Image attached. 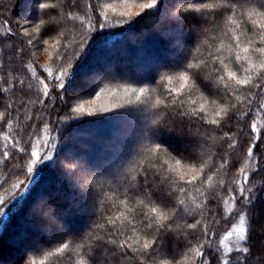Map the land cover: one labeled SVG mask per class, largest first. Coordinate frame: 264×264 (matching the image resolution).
I'll use <instances>...</instances> for the list:
<instances>
[{"label":"trees","instance_id":"16d2710c","mask_svg":"<svg viewBox=\"0 0 264 264\" xmlns=\"http://www.w3.org/2000/svg\"><path fill=\"white\" fill-rule=\"evenodd\" d=\"M25 1L0 0V61L4 64L0 74H7L5 80L15 85L0 96V111H6L7 117L0 122V200L7 202L0 208V213L5 214L0 215V264H92L90 258L95 264H148L138 259L140 252L136 251L152 238L142 225L146 218H151L155 226L172 224L176 229L165 233L161 228L156 233L163 237L157 264H201L194 251L197 248L205 253L208 264L213 253L224 257L231 249L232 256L238 255L237 245L250 248L247 256L241 257L244 264H264V171L256 174V169L264 165V143L259 142L264 141V125L257 118L260 113L264 115V110L260 111L264 103V72L259 69L256 56L252 63L257 67L248 73L243 68L249 64L234 59L244 55L242 48L248 40L259 39L249 31L250 25L246 27L242 18L236 16L240 28L225 25L219 18L215 24L186 21L179 28L168 19L175 11L174 0H161L156 9L139 11L141 15L128 23V17L103 6L107 1L122 0H80L78 7L69 6L68 0H29V11L23 9ZM39 2L57 4L59 14L54 19L58 25L47 23L50 17L46 13L51 10L39 8ZM245 9L260 10L253 4L245 5ZM253 19L264 22V16ZM97 21L104 25L103 29L97 30ZM25 25L37 26L36 42H53L52 56L46 61L39 60L34 43L28 44ZM90 25L93 31L88 30ZM9 27L11 33L3 35ZM52 27H58L63 34L56 38L57 42L53 41L55 33L49 31ZM187 34L193 38L183 55ZM234 35L240 37V48L233 42ZM83 36L88 37L86 46L76 51ZM65 52V84L70 80L68 93L61 98L56 94V78L59 57ZM216 57L227 64L225 75L235 71L238 79L251 77L249 86L239 87L228 81L226 97L224 93L214 94L213 89L199 81L196 88L191 87L192 80L185 85L181 76L186 63ZM154 62L158 64L153 65ZM105 68L113 73L87 79L81 89L73 91L78 77L101 74ZM124 71L129 73L125 75ZM258 79L260 88L253 86ZM0 87L9 84L0 82ZM181 88L185 91L181 113L198 111L203 106L206 119L219 120L216 113L222 108H229L230 116L234 114L231 120L225 118L227 126L225 120L219 125H204L216 130L201 133L200 148L208 164L200 175L221 155L225 167L211 173L210 183L190 186L187 195L184 188L189 186L185 182L196 175L200 165L194 171L180 154L193 150L197 139L194 133L200 125L190 124L187 115H175V107L164 110L170 99L168 91ZM140 89L145 90L143 94ZM112 91L120 94L113 108L98 107L78 114L64 103L76 94L72 99L75 108L76 102ZM142 115L147 121L146 133L139 129ZM257 122L262 124L260 136L258 130L253 134L251 129V124ZM126 126L128 129L121 133L120 129ZM129 126L139 128L132 131ZM157 127L160 129L154 132ZM104 129L111 130L114 136L109 139L103 135ZM228 137L232 148L227 147ZM78 142L84 143L85 148H79ZM252 143H258V148L250 157L248 146ZM158 144L161 150L155 151ZM35 148L41 157L47 153L52 159L38 162L31 155ZM67 150L72 151L70 156ZM69 160L76 165L72 170L64 167ZM165 161L167 165L162 170L159 165ZM248 164L250 171L246 169ZM30 166L32 173L27 171ZM161 173L167 178L165 183L161 182ZM146 174L148 181L144 183ZM244 178L248 184L242 186L254 187L258 193L251 209L244 207L247 202L237 194L238 182ZM24 181L27 182L22 184ZM86 185L90 186L91 195L84 194ZM169 188L173 197L167 195ZM176 197L184 199V204L180 205ZM153 208L166 215L175 211V217L161 219L152 212ZM242 212H247L244 228L250 232L248 244L233 229L237 213ZM109 218L115 223H109ZM195 220L207 229L206 236L199 226L188 229L187 225ZM112 239L117 243H111ZM125 241L130 246L120 248L119 244ZM61 242H67L68 248L57 253Z\"/></svg>","mask_w":264,"mask_h":264},{"label":"snow or ice","instance_id":"6c2138e0","mask_svg":"<svg viewBox=\"0 0 264 264\" xmlns=\"http://www.w3.org/2000/svg\"><path fill=\"white\" fill-rule=\"evenodd\" d=\"M161 0H148V2H144L138 5V7L141 9V11L145 10H151L156 9ZM80 3V0H68V4L71 7H78ZM253 4L258 5L257 9L252 10H246L245 5ZM39 8L41 9H50L51 11L47 12L46 15L50 17L48 24H56L58 25V21L54 19L55 15H58L59 13L56 11L57 4L55 2L52 3H44L39 2L38 4ZM91 7V4L88 5ZM172 7H174L175 11L171 12L168 16V19L172 22H175L179 28L183 27V24L186 21L191 20H198L199 23L201 21L208 23L212 22L215 24L217 18H219L225 25L232 24L236 25L237 28H240V24L237 23V20L234 18L236 16H239L242 18L243 24L247 27H249V31L253 32L255 35L259 37L258 40H248L246 46L242 48V51L244 53L243 56L237 55L234 59L235 61H246L249 64L248 68H243V71L245 73H248L255 69L257 67L256 64L252 63V57L256 56L259 62V69L264 72V22H256L253 18L257 15L264 16V0H174ZM197 14H199V17H197ZM122 16L128 17V20L125 21V23H128L132 20L134 16H140L141 13H131V12H124L121 13ZM75 19V17H73ZM41 24H45V21H41ZM197 24V23H192ZM104 25L100 24L99 21H97V30L103 29ZM38 30L36 25H33V31L29 32L27 29H25V35L29 37L28 44L31 45L33 43L34 33ZM89 31H93L92 26H89ZM50 32L55 33V36L53 38L54 42L56 41L57 37L62 36L63 34L58 30V27H52L49 29ZM223 31V29H221ZM11 33V28H8L7 33H4L3 35H8ZM227 34V33H225ZM88 37L83 36L76 44V51H80L83 48H85L87 43ZM233 42L235 43L237 48L241 47L240 43V37L238 35L233 36ZM42 43H48V41H43ZM0 52H2V49H0ZM68 58V53L65 52L63 55L59 57L60 59V70L59 75L56 78L57 84L56 88L58 89L57 95L63 98L65 93H68L67 84L70 80V78L67 81V84H65V77L67 75V69L65 68V62ZM4 64L2 61H0V69H3ZM26 68L29 66L26 65ZM241 67H243L241 65ZM185 71L183 75L181 76V79L185 81V85H187V82L189 80H192V88L198 87L196 81H199L201 85H204L205 87H210L214 90V94L218 93H224V95L228 96V81H234L236 86L239 87H248L251 77L245 76L242 79L237 78V72L235 71H227V74L225 75V69H227V64L224 63L223 60H219L218 57L214 59L209 60H201L199 63H191L188 62L184 65ZM210 69V70H209ZM5 75L7 74H0V82H6L9 84V87H0V96H3L5 93H8L11 88H14L15 85L11 83V81L5 80ZM12 79H15L13 77ZM210 81V83H206ZM19 83H23V81H19ZM256 88H260L261 84L259 82V79L257 80V83L253 85ZM45 93L44 95L47 96V88L48 85L45 83L44 85ZM145 90L140 89V93L143 94ZM76 94L69 96L67 100H64L65 105L68 109L71 111H74L75 113H82L85 111V109L82 106L73 108L72 105V99H74ZM168 97L170 99H167V103L164 106V110L167 111L169 107H175L177 109L175 115L179 117H183L185 115L189 116V123L190 124H199L200 128L194 133L197 136L196 141L194 142L193 150L188 154H180L181 159L190 163L193 166V170L196 171V166L200 165L199 171H196V175H193L191 179H188L185 183L188 188H184L185 195H187V191L190 190V186L196 185L197 183L203 184L205 181H208L209 183L212 180L211 173L213 171H218L220 168L225 167V163H222L223 156H218L216 158V161L213 162L211 165H208V171L201 176L200 172L204 171V165H207L208 162L205 160L202 156V149L200 148V141L202 139L201 133H207L209 131H215L216 129H206L204 125L211 124V125H219L221 120H225V126H227V120H231L234 118L233 115H229L230 109L229 108H222L220 111L216 113V116L220 119H206V117L203 115L204 108L203 106L200 107V109L193 110L191 113H181L179 112V107L183 105L184 100L183 96L185 95L184 88L181 89H170L168 91ZM251 102V101H250ZM193 104H195V101H193ZM11 107V105H9ZM232 108L235 107V105H231ZM261 108H264V103L260 105ZM171 114V113H170ZM63 115V113H61ZM227 118V120L225 119ZM7 119L6 117V111H0V122H5ZM160 128L157 127L153 129V131H158ZM251 129L253 134L257 131V126L255 123L251 124ZM227 135V133L225 134ZM208 139L211 137L208 136ZM255 138V137H254ZM261 143H264V141H259ZM228 148L233 147V143L231 140V137H228ZM258 148V143H252L248 146V155L251 157L252 153L255 149ZM155 151L161 150V145H157L154 149ZM23 151V149H21ZM5 156H7V153H4ZM32 156L36 157L38 162H42L43 160H51L52 157L48 156L47 153L43 157L39 155V153L33 152L31 153ZM181 163V160H176V165L179 166ZM167 165V161L164 162V164L159 165L160 169H165ZM156 165H153L155 167ZM64 167L66 169L72 170L76 167L75 163L71 160L67 161L64 164ZM28 173H32L33 169L32 167H28L27 169ZM145 173H148V169L144 170ZM264 171V165H261L256 169V174H259L260 172ZM241 172H243V169H241ZM167 180L166 177L163 176V173H161V182L165 183ZM148 181V175L146 174L143 177V182L146 183ZM27 181L22 182L26 183ZM248 184V179L244 178L242 181L238 182L237 187V194L242 198L243 201H246L245 208L251 209L252 206L256 202V197L258 196V193L255 192L254 187H243L242 185ZM84 194L85 195H91V188L90 186H87L84 188ZM150 195V194H149ZM167 195L169 197H173L174 194L171 192L170 188L167 191ZM235 195H233L232 199L235 200ZM178 199V202L180 205L184 204V199H180L179 197H176ZM7 202L5 200H0V208H3ZM162 203H165V201H162ZM153 213H156L161 217V219H170L172 217H175V211H171L170 214L166 215L164 213L159 212L156 208L152 209ZM0 215H5L4 213H0ZM247 215V212L237 213V217L239 219V222L241 225L244 223V216ZM109 223L114 224L115 221L111 218H109ZM173 224L175 221L173 220ZM142 225L145 229L148 230L147 235L151 236L152 238L149 240H146L140 249H136V251L140 252V256L138 259L146 260L148 264H157V254L160 251L161 243L163 242V237L156 235V233L160 232L161 228H163L164 232L167 233L169 231H175L172 227V224L169 225H160L155 226L154 222L151 218H146ZM201 228V231L206 236L208 234L207 229L203 226L202 222L200 220H195L193 223H189L187 225L188 229H197V227ZM237 233H239V239L241 241H244L245 244H248L250 241V232L246 231L245 228L240 227L235 229ZM109 235L111 236L112 233L110 232ZM111 243L116 244L117 241L115 239L111 240ZM127 241L124 243L119 244L120 248L128 247ZM68 248L67 242H61L60 246L57 247L56 251L57 253L64 251ZM198 253V255L201 258V264H205V253L199 252V249H194ZM231 249L229 250V253L226 254V256L222 257L220 255H217L216 253H213V259L208 261V264H244V261L241 259L242 256L246 257L247 254L250 251V248L247 246H240L237 245L235 251L238 253L236 256L231 255ZM92 261V264H95L94 259L90 258ZM159 264H168L167 261H160Z\"/></svg>","mask_w":264,"mask_h":264},{"label":"rangeland","instance_id":"374dc122","mask_svg":"<svg viewBox=\"0 0 264 264\" xmlns=\"http://www.w3.org/2000/svg\"><path fill=\"white\" fill-rule=\"evenodd\" d=\"M31 2L28 0H26L23 4V9L24 10H27L29 11L30 10V7H31ZM139 3L135 2L134 0H122V1H107L105 3L104 8L108 11H111L113 13H117V14H120L121 13H124V12H131V13H137L139 11H141V9L138 7ZM26 24H29V23H26ZM25 29H27L29 32H32L33 31V26L32 25H25ZM24 29V30H25ZM38 31H36L34 33V38H33V43L37 46L35 48V52H36V55L40 58L39 60L41 61H46L47 59H49L51 56H52V53H53V49L52 48V41H49V40H44V41H48V43H42L43 40L41 39V42L40 41H37L36 42V39H39L38 38ZM192 38L193 36L191 35H185L184 37V41L187 43L186 46L183 47V50H182V54L185 55L186 54V50L189 48V44L191 43L192 41ZM54 47V45H53ZM158 64V63H157ZM156 62L153 63V65H157ZM105 71L101 74H95V75H92L90 78L88 76L90 75H87V74H84L82 77H78L77 79V82L75 83V85L72 87L73 91H78L79 89H81L82 86L85 85V81L88 79L91 80V78H94L95 77L97 78L98 75H100L99 78L103 77L105 75V72H107L106 74L107 75H111L113 72H111V70L107 69L106 68L104 69ZM129 72H125L124 71V74L127 75ZM106 76V75H105ZM97 78V79H99ZM92 79V80H94ZM120 96L119 93H117V91H112V92H102V93H99L97 94L94 98H91L89 100H85L83 102H76L75 104V107H79V106H82L85 111L87 112H90L92 111L93 109L95 110L96 108H101V109H108V108H113L115 106H117V97ZM264 110V108H262V110H260L261 112ZM140 117V116H139ZM257 118H261V122L263 125H264V115L263 114H258L257 115ZM259 122L256 123V126H257V130L259 131V136H260V131H261V127H262V124H260ZM140 128L139 126H137L136 128H134L133 126H129V127H133L132 128V131H135L137 130L138 128L140 130H144L145 133L146 131L148 130V126H147V121H146V118L143 117L142 115V119L140 117ZM122 129V130H121ZM120 129V132L123 133V129H128V126H126V128H121ZM104 131V134L103 135H107L106 137H109V139L111 137H113V133H111V130H103ZM135 135V133H134ZM133 136V135H132ZM77 146H79V148H85V144L84 143H76ZM78 148V147H77ZM37 153V148H35V151ZM67 154H69V156L71 155L72 151L71 150H67L66 151ZM131 153V152H129ZM248 171H250L251 169V166L248 164L247 168H246ZM102 171V170H101ZM245 173V176L247 174V172ZM240 227H243L244 228V223L243 225L240 224L239 222V219L238 217L234 219V226H233V229H237V228H240ZM9 260V259H8ZM8 260L6 261H3L2 263H6Z\"/></svg>","mask_w":264,"mask_h":264}]
</instances>
